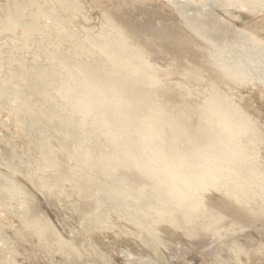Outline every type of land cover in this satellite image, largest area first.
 <instances>
[{
	"label": "bare ground",
	"instance_id": "6f19581e",
	"mask_svg": "<svg viewBox=\"0 0 264 264\" xmlns=\"http://www.w3.org/2000/svg\"><path fill=\"white\" fill-rule=\"evenodd\" d=\"M113 1L114 4L109 6V13H112L116 18L127 21L117 27L108 24V31L96 35V37L91 33L87 34L75 47L74 57L66 49L61 50L60 47L55 48L54 46V48L46 47L40 45L42 42H39L40 44H36L37 49H41L44 54H47L46 58L49 60L47 67H41L37 63L40 60L36 62L37 59H35L36 63L31 62L29 65L28 60L24 57L23 60H19L14 65L16 68H13L14 72L11 78L0 79V102H3L5 106L9 103L11 105V101L14 100L15 103L19 102L16 111L13 109L15 111V113L13 111L14 120L22 128L24 127L23 129L27 127L33 139L38 138V142L42 147L41 151L46 157L49 152V144L47 143L48 137L45 130L48 128L47 126L54 125L56 122L69 129L59 135L58 139L62 141L61 143L67 146L68 140H73L75 144H78V146L74 145L72 147V152H69L65 159L62 155L56 157L54 153L49 158L45 157L47 163L49 161L50 166L53 165L51 174L54 181L52 180V182L55 183L56 181L61 184L59 188L55 187L57 184L52 186L51 183L48 185L49 182H43L44 177L40 176V172L29 179L31 186L39 188L38 191L44 195L45 202L52 208H56L59 206L57 201L61 203L69 201V204L71 203L65 194L66 189L62 186L63 184L67 186L71 181L77 179L74 193L88 207L85 212L81 213V216H86V218L88 216L90 218V215L91 218H94L92 212L100 211L103 203L109 201L121 202L128 198L126 204H121L120 211L127 209L124 207L127 206L133 212L129 221L138 225L142 232L149 228L151 230L152 222L159 224L168 221L164 224L168 229H171L170 231L180 230L181 234L186 239H190L192 243L203 240L201 243L205 244L204 241H207L211 245L212 243L219 245L218 241L222 240V235L228 236V233H230V236H234V239L228 237L231 242L222 244L228 255L227 257L230 259V261H224L227 264H239L235 247L239 246L240 243L235 242V235L237 233L241 234L242 230L249 229L248 226H254L255 223L260 222L262 224L263 240L261 239L262 241L253 249L249 248L250 250H247L245 255L248 257L261 253L264 256V207L261 210L258 205L259 202H257L259 197L264 200V184L261 183V181L264 182V177L258 178L257 182L255 179V182L260 184L261 189L259 190L261 191L254 199V205L252 206H248L249 202L246 201L248 191L251 190L249 188L241 192L238 191L239 196L234 199L235 201L225 197V192L221 195L220 201H216L217 203H199L202 198L199 193L201 189L208 186L214 189L221 188L217 180L220 182L219 179H225L221 183L223 189L229 192H237V187L246 178L253 176L252 172L242 170L245 157L240 156L242 145L238 143L245 142V138L237 142L234 141L227 130L232 121L225 118L223 110L220 108H218L219 111H215L207 105L206 92L209 91L205 89L209 77L204 75V71L193 67V64H183L175 57V60L170 59L171 62H168V64L166 61L164 65L161 64L162 61L159 62V59H163V55L175 50L179 55H187L195 62V65L206 68L211 75L218 72L224 76L225 64L230 60H222L223 57L236 54L246 44L247 47L242 49V51L244 50L243 53H238H242L240 55L242 59L249 58V49L254 47V44L249 43V39L253 41L264 40L262 32L264 31V17L262 13L259 14V10L264 11V0H217L220 7L225 11L229 10V7H234L240 11H242L241 9L243 11L248 10V15L251 13L250 15L257 18L249 20L246 30L236 29L233 24L215 15L214 11L209 13L197 10L198 5L200 7L205 0H197L198 2L196 0H183V3L179 2L180 5L185 6L194 3V7H192L197 11L193 10L195 13H191L192 15L188 11L187 13L180 11L175 6L171 7V3L170 5H163L166 4L165 1L162 3L163 0H160V4H153L154 9L152 10H157V13L153 11L156 13L155 15L162 8H165L164 11L168 16H179V18L177 17L178 20L181 18L179 23H174L176 18H174V22L171 21L172 24L174 23L178 27L168 26L170 21L164 24L163 22L166 20H164V17L163 22L160 19L162 24H157V26L146 24L142 27L141 24L132 21L126 13L125 6L128 5V0ZM132 1L133 4L136 3L142 7V5L149 6V1L152 0ZM132 1L130 0V2ZM11 3V6L5 4L0 8L1 18L3 19H0V35L13 29L12 31H21L23 34L33 36L42 28V23L38 22L37 19L40 15L48 17L58 11L59 15L61 13L67 18V14L76 12L74 10L79 7L75 0H12ZM29 6H32L33 9L30 10L33 11L26 15L24 11ZM181 10L183 9L181 8ZM160 14L157 16L163 14L166 17L165 13L160 12ZM151 17L153 18V15ZM145 20L147 19L145 18ZM151 20L153 21V19ZM156 21L158 23V19ZM55 22L56 29L53 34L66 35L67 27L64 25L63 19L56 18ZM145 30L151 34L152 39L149 36H145L146 39H144L145 37L142 38ZM251 31L256 35L253 34L248 37V33ZM72 32H74L73 29ZM66 37L70 40L74 36ZM139 37L140 40L142 38V41L137 40L139 41L137 42L136 39ZM199 40L202 41L200 44L198 43ZM29 41L31 42V39ZM30 42H28L26 50L33 48L32 45H35ZM188 42H190V45H188ZM154 43H162V48L155 49ZM60 44L62 45V43ZM235 44H239L240 48L238 49ZM67 45H69V42ZM255 45L257 51L264 50V42ZM63 47L61 46V48ZM1 48L3 49V47ZM1 53L2 51H0ZM257 55H259L258 57L264 56L261 52ZM14 57L15 55L11 57L7 66H12ZM2 71L4 72L3 67H0V72ZM248 71V68L242 69L236 65L231 69L233 73L240 72L242 78L245 77ZM184 72L188 74L183 75ZM220 119V126L227 129H221L214 124V121ZM40 120L44 121L43 125L40 124ZM246 121L247 127L241 131V135L250 136V130H253L257 135L250 137L261 141L264 127H261L262 130L259 131L258 128L261 125L256 126L257 124L247 116ZM53 132L54 130L49 131L50 134ZM94 137L103 140L101 142L115 146V153L119 158L110 159L104 157V154L94 158L93 152H99L94 151L97 145L93 142L90 146L86 144V141H93ZM86 145L90 148L89 150H84L87 147ZM237 150L238 155L236 154ZM9 154L18 155L14 147H10ZM68 159H76L75 161L78 163V171H75L77 177L73 178L74 172L69 170ZM7 160L6 163H8ZM224 167L228 168V171ZM233 174H238L235 177L239 178V181L234 185L230 183ZM44 180L49 181L46 180V177ZM240 205L242 206L240 207ZM51 207L49 208L51 209ZM55 210L57 208L53 211ZM55 216L57 217L58 214ZM58 217L59 220L62 219L60 216ZM100 217H96L97 221ZM26 218L28 220V232L36 234V228H38L44 234V245L51 247L56 244L64 247V249L67 248H65L67 244L60 238L59 233L55 229H50L48 223H51V221L45 214L38 216L29 212L26 214ZM144 218L146 219L143 222ZM62 222L63 220L60 223ZM148 226L149 228H147ZM252 231L257 230L254 231L253 229ZM155 236L156 239L157 235ZM246 240L249 241L248 238ZM251 240L252 237L249 242H252ZM207 242L205 246H208L205 248L210 249L208 248L210 244H207ZM151 244L146 242L145 245L151 248ZM203 244L198 243L196 245L198 247ZM249 246H251V243ZM185 247L181 249L182 252L187 249ZM0 248L4 250L3 247ZM223 248L220 250L222 251ZM176 249L174 247L173 250ZM178 249L176 252H178ZM129 250H123L121 253L125 252L126 254L127 252L128 254ZM142 250L140 254H142ZM202 250L199 252L201 253ZM242 252L244 253L243 250ZM131 253L133 254V252ZM72 254L75 255L76 251ZM125 254L123 255L125 256L124 259L128 257ZM128 255L133 258H131L132 260L128 258L131 260L130 264H143L142 258L140 261L139 258L133 257L134 254L133 256ZM153 255L156 261H159V264H165L166 257L162 256L164 254L160 255L158 252L150 254L151 257ZM6 259L4 258V260ZM69 260V263H79L74 256H71ZM100 261L101 259L97 262L101 263L102 261ZM149 261L148 263L144 261V263L149 264ZM150 264L153 263L150 262Z\"/></svg>",
	"mask_w": 264,
	"mask_h": 264
},
{
	"label": "rangeland",
	"instance_id": "374dc122",
	"mask_svg": "<svg viewBox=\"0 0 264 264\" xmlns=\"http://www.w3.org/2000/svg\"><path fill=\"white\" fill-rule=\"evenodd\" d=\"M11 1L12 0H0V8H2L5 4L11 6L12 5ZM75 1L78 3L79 7L77 10H74L76 12H70L69 14H67L66 16L67 18H65L64 17L65 15L61 13L59 15L58 11L57 12L55 11V13L53 12L54 15L52 14V16H48V17L44 15L42 16L40 15L37 19L38 22L42 23L41 24L42 28L41 30L39 29L35 35H33L34 37L31 36L30 34H23L21 33V31H17V32H15V30L12 31L13 29H11L9 32L7 31L5 33H1L0 51H2V53L0 54L1 55L0 67H3L4 72L3 71L0 72V79L11 78L14 72L13 68L14 67L16 68V66L14 65L19 60H23L24 57H25L24 59L28 60L27 62L28 64L29 63L31 64V62L36 63L38 60H40L37 63L40 64L41 67H47L49 61L46 58L47 54L45 53L46 54L45 55L41 49H37L36 44H40L42 42L40 45H44L46 47H51V48L60 47L61 50L66 49L71 53V56L74 57L73 55L76 50L75 47L78 45V43L81 42V40H83L87 36V34L91 33L96 37V35L98 36L101 33L108 31L107 29L109 27L108 24H111L113 27H117L122 23H124L125 21H127L124 19L116 18L113 16L112 13H109L110 11L109 6H112L114 4L113 0H108V1L107 0H75ZM115 1L119 2V0H115ZM128 1L130 4L128 3V5L125 6L126 13L131 18L132 21L141 24L142 27H144V25L146 24L152 26H157V24H162L161 21L163 22V17L164 20L166 19L163 23L164 24L169 23L170 21L168 26L170 25L171 27L176 26V24L181 21L180 20L181 18L178 20L179 16H177L178 18L175 15H173L172 17L168 16V14L164 11L165 8H162L161 11H158L157 15H161L160 12L165 13L164 15H166L167 18L163 16V14L162 16L155 15L157 13L156 12L157 10L156 9L152 10L154 9L153 4H160L161 3L160 0H152L151 2L149 1V6L142 5V7L136 3L133 4L132 0H131L132 2H130V0ZM164 1L166 4L163 5H170L171 3L172 4L170 5L171 7L175 6L176 8L180 9V11L183 12L185 11L186 13L188 11V13L190 12L189 14L195 13V11L193 10L196 9L200 11L201 10L207 11L209 13H213L214 11L215 15H218L227 22L233 24L234 27L238 30H246L249 20L251 21L252 19H257L252 15H250L251 13H249L248 15L247 13L248 10L246 11L245 9L244 10L246 12L243 11V9H241L243 11L242 12L239 9L236 10L234 7H229L228 8L229 10L225 11L222 7H220L219 2L217 0H205V2H203L200 5V7L198 5V8L196 9L195 8L193 9L194 3H191L192 4L190 5L191 8H189L190 6L180 5L179 2H182L183 0H163L162 3H164ZM174 2H176L175 5ZM196 2L198 1L196 0ZM132 6L134 7L136 6L135 9ZM28 8L26 7L24 11L26 15L32 13L33 11L30 10L33 9L32 6H29ZM181 8L183 10H181ZM189 9L191 10L189 11ZM153 11H155L156 13H154ZM261 13L264 17V11L259 10L260 15ZM151 15H153V18L151 17ZM57 16H61V17H57ZM168 17L172 19L170 18L168 19ZM56 18H58L59 20L63 19L64 25L67 27L66 35L57 34V33L53 34L56 29L55 26ZM145 18L147 20H145ZM156 18L158 19V23L156 21L157 20ZM174 18H176V21ZM0 19L3 20L1 18V14H0ZM151 19H153V21ZM171 21L177 23L172 24ZM127 27H133V26H127ZM176 27H178V25ZM72 29L74 32H72ZM68 32L70 35L68 34ZM262 32L264 34V31ZM253 34L256 35L253 31L249 32L248 37L252 36ZM71 35H73L75 39L74 37H71ZM66 36H68L69 38L71 37L70 38L71 41ZM145 36L146 37L149 36L150 39H152L151 34H149L148 31L146 32V30L144 31L142 38H144ZM146 37L144 39H146ZM142 38L140 40L139 37L136 39V41L137 40L142 41ZM29 39H31V42L29 41ZM28 42L36 45V46L32 45L33 48L29 49L30 51L28 49L26 50ZM59 42L62 43V45ZM68 42L69 45H67ZM201 42L202 41L199 40L198 43L200 44ZM259 42H264V40L253 41L249 39V43L254 44V47L249 49L250 50L249 58L242 59V57L240 56L244 51V50L242 51V49L247 47L246 44H244L243 48L240 49L241 51H237V53L235 52L236 54H239L238 56L236 54H233L231 56L227 55L229 58L226 56H225L226 58L223 57L222 60L224 59L230 60L225 64L224 76L218 72L211 75L206 68H204L201 65H195L194 64L195 62H193L187 55L184 54L179 55L177 52H175V50L167 52L165 55L162 56L163 59L161 60L159 59V62L162 61L161 64L164 65V63L166 64V62L167 64L168 62L170 63L171 62L170 59L175 60L176 58V60L182 62L183 64H193L194 65L193 67H196L199 70L204 71V75L209 77L207 79V87L205 89L209 91L206 92L207 105H209L211 110H215V111H217L218 108H220L221 110H223L225 118H228L232 121V123L229 124L228 129L223 126H220L221 119L214 121V124L218 125L221 129H227L229 133L232 135L234 141L236 142L240 141L242 138H245V142L238 143L242 145L240 156L245 157V160L242 164V168H243L242 170L245 172H252L253 176L250 178H246V180L237 187L236 189L237 192H231V191L229 192L227 190H224L222 186L223 184L221 183H223L225 179L222 178L219 179L220 182L217 180V183L221 186L220 189H214L208 186L205 189L203 188L200 190L199 193L202 197L201 200L199 201L200 204L217 203L220 201L221 195L224 194L225 192H226L225 197H228L232 201H235L234 199L239 196L238 191L241 192L246 190V188H249L251 190L248 191L246 201L249 202L248 206H252L254 205V199L257 197L258 194H260L261 190L259 189H261V187L259 186L260 184H257L256 182L258 178L264 177V130L262 131L263 139L261 141H257L255 138L252 139L250 137L257 135L256 132L253 130H250V136L241 135V131H243V129L247 127L246 116L252 121H254L255 124H257L256 126L259 127L261 125L258 128L259 131L262 130V128L264 127V56L258 57L259 55H257V53L260 52L264 55V50L257 51L255 44ZM189 43L190 42H188V45H190ZM161 44L162 43H158V44L154 43L155 46L154 48L155 49L162 48ZM72 45H74L73 46L74 48L72 47ZM235 45L238 47V49L240 48L239 44H235ZM61 46L63 48H61ZM202 46L205 48V45L203 43ZM1 47H3L4 50ZM238 52H242V53H238ZM14 55H15L13 60L14 63H12V66L11 65L7 66L11 57H13ZM43 55L45 56L43 57ZM166 55H168L169 58H167L168 56ZM41 56L43 59L40 58ZM28 57L30 58V60ZM35 59H37L36 62ZM234 65L239 66L242 69L243 68L249 69V71L246 72L247 74H245L244 78L241 77L240 72L239 73L231 72V69ZM182 74L187 75L188 73L184 72ZM23 92L24 94H26L25 91ZM15 102H16L15 100L11 101V105L9 103L6 105L7 107L3 102L2 103L0 102V208H1L0 209L1 211L0 247H3L2 249H4L1 250L0 248V259H1L0 264L1 263L2 264H74L72 262L69 263L70 261L69 259L71 256H74V258L78 259L77 261L79 262L78 264H95V263L97 264L98 263L97 261L100 259L102 262L100 261L101 263L98 264H125V263L130 264V261L133 258L130 257V255L128 254H131V256H133L134 254L135 256L133 257L137 259L139 258L140 261L143 259L142 260L143 264H145L144 261L148 263L149 260H150L149 264L150 262L153 264L156 263L159 264V261L157 260L158 261L157 262L156 258H154L155 254L152 257L150 256V254L156 252H158L160 255L164 254L162 256L166 257L165 264H220L219 262H221L222 264H227V262L224 263V261L227 260L230 261L229 257H227L228 255L226 253V250L224 251L225 248L222 247L223 246L222 244H224L225 242L228 244L231 242V239H234V236H230V233H228L229 234L228 236L222 235L223 237L222 240L220 239V241H218L219 245L212 243L213 248L209 242L204 241L205 244L206 242L207 244H210L208 247L210 249H207L205 247H207L208 245L205 246V244L201 243L203 242V240H198V242L192 243L190 239L188 238L186 239V237H184L183 234H181L182 232L180 230L170 231L171 229H168V227L164 224V223H168V221H164L159 224L152 222L151 230L148 226L147 228L149 229L142 232L138 225L129 221L131 214H133V212H131V210H129L127 206H124L127 209H123L122 212L120 211L121 204L122 203L124 204L127 200H129L128 198L124 199L121 202L109 201L103 203L102 207L100 208V211L97 212L93 210L95 213L89 211L93 213L92 217L95 216L94 218H91V215L90 218L89 216L88 218H86V216L85 217L83 216L84 217L83 218L81 216V213L85 212V210L88 209V207L86 206V204H84V202L78 199V196H75L74 190H76L75 185L77 184L75 181H77V179L73 180V182L71 181L69 184H67V186L65 184H63L62 186L64 189H66L65 194L72 204L71 203L69 204V201H65V203H61L57 201L59 206L57 205L58 207L56 208L58 211L57 210L53 211L56 208L53 207L54 208L53 209L51 206H49L47 202H45L46 199H44L45 198L44 195L40 191H38L39 188L31 186L29 179L31 178V176L35 174L37 175V172L38 173L40 172L39 173L40 176L44 177L42 180L43 182H47V183L49 182L48 185L51 183L50 185L52 186H54V184H57L59 186L55 185V187L59 188L61 184H58L56 181L55 183L52 182V180L54 181V178L51 174L53 165L50 166L51 163H49V161L47 163L46 158H49L51 154L54 153L56 157L58 155H62L63 159H65L68 153L72 152L73 150L72 147H74V145L78 146V144H75L73 140L72 141L68 140L69 143H67V146H64L63 143H61L62 141L58 138L61 132L63 133L65 130H69V129L68 127L65 128L66 126H63L62 124H57L56 122L54 124L55 126L54 125L47 126L48 128H46L45 130L47 131L46 134V136L48 137L47 143L49 144L48 145L49 152L46 157L44 153L41 151L42 147L39 144L40 142H38L39 141L38 138L33 139L27 127L23 129L24 127L22 128V126L18 122H15L14 113L18 108V104H19L18 100H17L18 103ZM10 109L12 110L10 111ZM40 124L43 125L44 121L40 120ZM53 130L55 133L53 132L52 134L54 135L49 133V131L52 132ZM101 141L103 140H99L97 137H94L93 141L91 140L89 142L86 141L87 143L85 142L88 146H90L92 142L97 145L94 151H99V152H93L94 158L100 157L102 154L105 155L104 157H109L110 159L119 158L115 153L116 151L115 146H111L109 143H105ZM88 146L84 150H89L90 148ZM10 147H14L18 155H15L16 153L14 155H10L9 154ZM40 151L42 152V154ZM236 154L237 155L239 154L238 150L236 151ZM6 160L8 161V163L5 162ZM75 160L76 159L67 160L69 162L68 163V166L70 168L69 170L71 172H74L73 178L77 177V173L75 171H78V163ZM231 165H235V164H231ZM41 173H43L44 175L43 174L41 175ZM233 176L230 178L231 180L230 183L232 185L236 184L239 181V178L235 177L238 176V174H233ZM45 177L46 180L49 181H45L44 180ZM261 183L264 184L263 181H261ZM261 198L259 197L257 199V202L260 203V204L258 203L259 208L263 210L264 200ZM48 206L51 207V209ZM139 206L142 207L140 204ZM241 206L242 205H240V207ZM29 212L34 213L38 216L45 214V216L51 221V223H48L50 229L51 230L55 229V231L59 233L60 238L64 240L63 242L65 244H67V246L65 245V248L66 247L67 248L64 249V247H61L56 244L52 245L51 247H47L46 244L44 245V238H43L44 234L38 228H36V232H37L36 234L28 232L29 227H28V220L26 218V214ZM99 212L101 213L100 215L98 214ZM56 214H58V216L62 218L60 219L61 221L63 220L62 223H60L61 221L59 220V217L55 216ZM96 217H100L98 221ZM145 219L146 218H144L143 222L145 221ZM61 224L64 226H62ZM248 227H250L249 228L250 230L249 229L242 230L241 234L237 233L235 235V239H236L235 242L238 241V243H240L239 246H236L240 249L235 247L239 259V264H264V256L261 253H259L260 256L258 254L253 256H248L251 258H248L247 255H245V252H247V250L253 249L254 247H256L257 244H259V242L263 240L262 224L258 222V224L255 223L254 226L251 225ZM253 229L254 231L255 230L257 231L253 232L252 231ZM246 231L248 232L246 233ZM246 234H248L249 236ZM155 235H157L156 239L154 238ZM237 235L241 237L247 236L246 238H248L249 241L252 237L251 240L252 242L248 241L249 242L248 243L245 237L244 238L240 237L239 239V236L237 237ZM228 237L231 239H229ZM253 239L255 242L253 241ZM159 240L161 241L159 242ZM165 240L166 242L164 243L166 245L167 244L172 245L169 246L170 249H168L169 248L168 245L166 248H164L166 245L163 243V241ZM146 242L152 243L151 248H148V246L146 247L145 245ZM198 243L203 244L204 246L199 245L200 248H198L199 247V246L197 247ZM250 243L251 246L252 245L254 246L253 247L249 246ZM214 246L216 247V249ZM174 247L175 249L176 247L177 249L180 248L178 249V252H176L177 249L173 250ZM184 247L185 249L186 248L187 249L182 252L181 249ZM201 247L203 248L204 251L202 250ZM218 247L223 248L222 251L220 250L221 248ZM142 248L145 251V253H143L144 251L142 250ZM140 249L142 250V254H140L141 251ZM199 249L202 250L203 252V253L201 252L202 254L199 252L201 251ZM123 250L130 251V252L128 251V254L126 252L128 257H126L125 259H124L125 256H123L125 252L121 253V251ZM208 250L210 251L209 253L207 252ZM242 250L244 251V253L242 252ZM1 251L2 252L4 251L3 252L4 255ZM75 251H76L75 255L78 254L77 256L72 254L75 253ZM152 251L153 253H151ZM131 252H133V254ZM137 255L140 256L138 257ZM145 257L147 258V260H145L146 259ZM4 258L7 259L4 260ZM128 258L130 259L132 258V259L130 260ZM123 259L125 260V262Z\"/></svg>",
	"mask_w": 264,
	"mask_h": 264
}]
</instances>
